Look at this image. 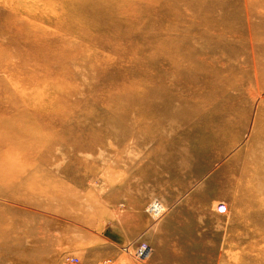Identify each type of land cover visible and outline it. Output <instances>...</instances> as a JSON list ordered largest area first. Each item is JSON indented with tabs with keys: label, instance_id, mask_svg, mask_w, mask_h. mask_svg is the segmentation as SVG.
<instances>
[{
	"label": "rangeland",
	"instance_id": "374dc122",
	"mask_svg": "<svg viewBox=\"0 0 264 264\" xmlns=\"http://www.w3.org/2000/svg\"><path fill=\"white\" fill-rule=\"evenodd\" d=\"M93 1L25 43L0 0V130L15 83L52 108L1 147L0 264H264V0Z\"/></svg>",
	"mask_w": 264,
	"mask_h": 264
},
{
	"label": "bare ground",
	"instance_id": "6f19581e",
	"mask_svg": "<svg viewBox=\"0 0 264 264\" xmlns=\"http://www.w3.org/2000/svg\"><path fill=\"white\" fill-rule=\"evenodd\" d=\"M4 1L6 2V4L10 8H12L16 12H18L23 17V19H19L16 22L17 23L16 25H17V27H20V29L22 28V29L30 32V35L26 36V42L25 43H27V42L32 43L33 38H34L35 28L38 24H40L44 21V24L53 26V25H56V23H57L56 22L57 20L53 19L52 17L49 18L48 14L46 12L48 0H4ZM53 1L61 2L63 5V10L66 13H68L69 15H72V13H74V12L75 13L78 12L79 15H77V16L79 18L73 17L72 23L70 22L69 26L71 25L72 27H74L77 24V22H80L83 26H87L91 23L99 24V20L93 19L95 17L92 18L93 20L88 19V17H89L88 14L96 16L97 11H98L97 7H99V5L96 2H94L93 0H53ZM114 3L115 2L113 0L110 1V4H114ZM48 12H50V11L48 10ZM10 15H8V16H10ZM54 15L56 17H59L56 10H55V14H53V16ZM263 19H264V12H263ZM10 20H11V16H10ZM79 32H82V31L80 30ZM51 42H50V44L52 45ZM41 45H43V43ZM35 47H33V49H35ZM37 48H39V47H37ZM41 49H42V47H41ZM43 49H44V47H43ZM43 52H44V50H43ZM38 53H39V50H38ZM53 54H55V52H53ZM32 55H34V54H32ZM42 56H43V54H42ZM54 56L60 57L58 55V53L55 54ZM50 58H52V57L50 56ZM0 84H3L2 79H0ZM28 88L29 87H23L22 85L18 86L17 83H15V85H14L15 99H12L11 97H10V99H11V103L13 104L16 112H15V115H13V117L10 119V120H12L11 123H9V120L6 119L7 116L3 120L4 125H3V127H1V129H3V130H0V133H1L0 134V150H2V148H1L2 146L7 145V140H8V142H10V140H9L10 138L12 139V141L14 139L15 144H17V142L21 143L23 141V139L25 138V135L23 133L24 129L22 127H27L28 124L26 122L22 123L20 121L19 125H17V122L21 118L30 119L31 122L34 119L33 114L30 112V110L27 108V106L30 108L39 110L42 113L47 112V111H49V113H50V111H52V108L50 106H48L49 101H47L49 98H51V94L48 90H42V88H39L36 85L33 88L31 87V89H28ZM7 92H8V90L5 91V93H7ZM117 95L120 96V93H118ZM35 100L41 105V108H39L37 106ZM40 101H41V103H40ZM58 119H60V118H58ZM47 120H50V119L47 118ZM3 134L5 135V138H1ZM12 141L10 143H12ZM87 148H88V146H87ZM27 153L30 154V152H27ZM22 159H23V157H19L16 159L15 156H10L9 152L8 153L3 152V154H2V162L7 163V164L14 165V164H16V161H18V160L21 161ZM13 170H15V169L11 168L8 171L7 170L2 171V173L3 174H9Z\"/></svg>",
	"mask_w": 264,
	"mask_h": 264
}]
</instances>
